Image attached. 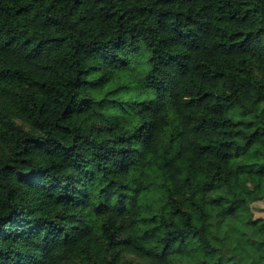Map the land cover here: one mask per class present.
<instances>
[{
  "label": "clouds",
  "instance_id": "clouds-1",
  "mask_svg": "<svg viewBox=\"0 0 264 264\" xmlns=\"http://www.w3.org/2000/svg\"><path fill=\"white\" fill-rule=\"evenodd\" d=\"M0 264H264V0H0Z\"/></svg>",
  "mask_w": 264,
  "mask_h": 264
},
{
  "label": "trees",
  "instance_id": "trees-1",
  "mask_svg": "<svg viewBox=\"0 0 264 264\" xmlns=\"http://www.w3.org/2000/svg\"><path fill=\"white\" fill-rule=\"evenodd\" d=\"M73 7L76 8V7H79V0H73ZM23 12V9H19L17 10V17H19ZM121 19H123V17H121ZM53 40H56V39H62V38H56V37H53L52 38ZM49 41H46V40H39L38 42H35V46L33 47V51L36 52L37 50H40L42 49V46L48 44ZM24 44L25 45H28V46H31L33 44V39L30 37L29 40H25L24 41ZM86 83H91V81H87ZM120 87V84L117 83L115 85L114 88H110L109 91H113V90H118ZM65 111H67V109H65Z\"/></svg>",
  "mask_w": 264,
  "mask_h": 264
}]
</instances>
